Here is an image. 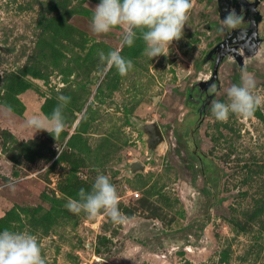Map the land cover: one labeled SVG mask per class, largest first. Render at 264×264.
Here are the masks:
<instances>
[{
	"label": "rangeland",
	"instance_id": "1",
	"mask_svg": "<svg viewBox=\"0 0 264 264\" xmlns=\"http://www.w3.org/2000/svg\"><path fill=\"white\" fill-rule=\"evenodd\" d=\"M99 2L0 0V231L33 234L47 264H264V102L250 118L219 122L210 111L242 68L264 101V0L259 52L241 66L225 59L202 119L188 89L211 77L206 56L223 37L216 0H192L168 56L149 60L137 31L120 50L133 63L125 76L101 75L98 53L120 47L122 28L93 34ZM60 95L70 97L65 129L32 136L24 122L50 117ZM153 121L158 145L143 127ZM134 161L144 170L131 172ZM98 173L116 187L125 223L65 207Z\"/></svg>",
	"mask_w": 264,
	"mask_h": 264
},
{
	"label": "clouds",
	"instance_id": "2",
	"mask_svg": "<svg viewBox=\"0 0 264 264\" xmlns=\"http://www.w3.org/2000/svg\"><path fill=\"white\" fill-rule=\"evenodd\" d=\"M192 0H100L95 6L90 21L93 34L109 33L115 27H121L120 47L107 54L99 52L104 65L101 75L115 68L119 75L125 76L133 68L131 60L120 55L123 46L131 47L140 32L144 41V55L150 60L160 55L168 56L170 45L183 36L184 26L189 19ZM244 22L243 15L230 9L221 20L220 31L237 29ZM240 84H232L226 89L227 102L213 100L210 111L216 121L225 122L230 114L250 118L261 105L262 98L253 94L255 80L245 69H241ZM210 92L215 93L216 86L211 85ZM60 103L50 117L33 115L24 122V127L37 131H47L56 140L65 129L63 108L70 97L60 95ZM8 187L14 190V183ZM79 199H70L65 207L74 214L84 212L94 218L103 212L115 225L126 222L119 211V197L116 187L107 175L96 176L91 190H79ZM0 264H47L37 237L28 232L0 231Z\"/></svg>",
	"mask_w": 264,
	"mask_h": 264
},
{
	"label": "flooded vegetation",
	"instance_id": "3",
	"mask_svg": "<svg viewBox=\"0 0 264 264\" xmlns=\"http://www.w3.org/2000/svg\"><path fill=\"white\" fill-rule=\"evenodd\" d=\"M216 2H217L216 9H217V15H218V23L221 24L220 8H219L217 0ZM258 6H257V9H258ZM236 12L238 14L243 15L244 22L237 29H234V30L226 29L223 31V37L219 41H217L213 45V47L216 46L221 41H223L230 34V37L228 38L229 41L226 44L221 45L217 53L209 55V60H210L209 62L211 63V65H214V62L217 59L218 54H220L223 51H226V53L222 56L221 61L219 63V67L225 61V59H228V58L233 62L234 65H237V66H241V64L245 62L246 58H250L249 53L252 50L251 44L253 40L250 38V33L249 32L246 33V30L249 28V24H250V21H246V19L249 16L248 14L249 9L248 8L245 9L243 6H241L239 9L236 10ZM208 26L210 28V24H207V27ZM262 42H263V39H262ZM212 48H210V50ZM199 84H201V86ZM211 85H215V83H209L207 81L205 83H198L197 86H195L194 84L188 89V98L191 101L190 104L191 105L196 104L195 106L198 109L197 113L201 119H202V115H203L205 107L211 102V101L210 102L208 101L209 96L212 95V92L209 91ZM198 104H199V107H198Z\"/></svg>",
	"mask_w": 264,
	"mask_h": 264
},
{
	"label": "water",
	"instance_id": "4",
	"mask_svg": "<svg viewBox=\"0 0 264 264\" xmlns=\"http://www.w3.org/2000/svg\"><path fill=\"white\" fill-rule=\"evenodd\" d=\"M218 5L220 8V18L221 20L224 18V16L227 14L226 11L230 9H239L241 6H243L245 9H249V16L246 19V21H250L249 28L246 30V33H250V38L252 41V50L249 53L250 56L256 55L259 52V48L262 43V39L260 38L258 26L262 20V15L260 14V11L257 9V6L260 2V0H217ZM230 34L220 43H218L216 46H214L210 52H208V55L206 58H209V55L215 54L218 52V49L221 45L226 44L229 41ZM255 39V40H254ZM257 40V41H256ZM226 53V51L221 52L218 54L217 59L214 62V65L212 67L211 77L209 79V83H216V91L215 93H212L211 96H209V102L213 99L215 96L217 90L219 89V79H218V67L219 63L221 61L222 56ZM144 130L147 132L148 136V144L152 145H158L163 140L162 131L157 124V122H149L145 124ZM145 165L142 164L139 161H134L130 164V171L135 172L136 170H144Z\"/></svg>",
	"mask_w": 264,
	"mask_h": 264
},
{
	"label": "trees",
	"instance_id": "5",
	"mask_svg": "<svg viewBox=\"0 0 264 264\" xmlns=\"http://www.w3.org/2000/svg\"><path fill=\"white\" fill-rule=\"evenodd\" d=\"M200 158V160H199V162H200V164H201V166L202 167H204V165H205V163H206V159H205V157H199ZM207 168V167H206ZM202 169V168H201ZM209 187V186H208Z\"/></svg>",
	"mask_w": 264,
	"mask_h": 264
},
{
	"label": "built area",
	"instance_id": "6",
	"mask_svg": "<svg viewBox=\"0 0 264 264\" xmlns=\"http://www.w3.org/2000/svg\"><path fill=\"white\" fill-rule=\"evenodd\" d=\"M134 195H135V196H137V195H138V193H137V192H134Z\"/></svg>",
	"mask_w": 264,
	"mask_h": 264
}]
</instances>
